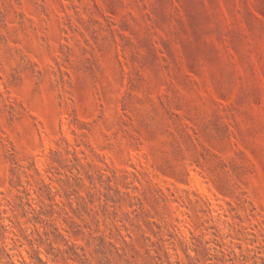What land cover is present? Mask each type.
Here are the masks:
<instances>
[{
  "label": "rangeland",
  "instance_id": "1",
  "mask_svg": "<svg viewBox=\"0 0 264 264\" xmlns=\"http://www.w3.org/2000/svg\"><path fill=\"white\" fill-rule=\"evenodd\" d=\"M0 264H264V0H0Z\"/></svg>",
  "mask_w": 264,
  "mask_h": 264
}]
</instances>
